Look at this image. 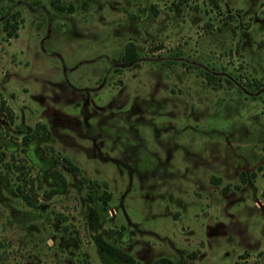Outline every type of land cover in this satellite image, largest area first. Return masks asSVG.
Returning <instances> with one entry per match:
<instances>
[{
	"label": "rangeland",
	"instance_id": "rangeland-1",
	"mask_svg": "<svg viewBox=\"0 0 264 264\" xmlns=\"http://www.w3.org/2000/svg\"><path fill=\"white\" fill-rule=\"evenodd\" d=\"M208 70L264 84V0L5 1L0 264H131L92 208L135 264H264V89Z\"/></svg>",
	"mask_w": 264,
	"mask_h": 264
},
{
	"label": "trees",
	"instance_id": "trees-1",
	"mask_svg": "<svg viewBox=\"0 0 264 264\" xmlns=\"http://www.w3.org/2000/svg\"><path fill=\"white\" fill-rule=\"evenodd\" d=\"M5 1H9V2H13V0H0V6L5 2ZM6 31H8V29L6 28ZM8 36L10 38L12 37H16V33L14 32H8ZM135 47L132 46L131 48L128 49L127 54L124 58V63L125 65H130L132 64L136 59H137V54L135 52ZM205 76L206 79L208 80V83L216 86V84L218 85H222L223 82L233 85L235 87H237L238 89L242 90V88L245 89H249L250 92L252 93H258L263 91L264 89V84L263 82H261L260 80H254L251 82H240V87L236 86V78L231 79V78H224L222 75L220 74H216L213 70H208L205 72ZM39 129L42 130H46L44 125H39L38 126ZM1 136V135H0ZM39 137V134L36 133L28 138H26L24 144L28 145L29 143L35 141L37 138ZM43 140L45 143H49L50 142V137L49 135H45L43 136ZM65 163L67 165V167L72 170L74 173H78L79 169L68 159L65 160ZM30 188L32 190H34V186L33 183L31 184ZM68 188V183L66 178L63 176V174H61L59 171H55L54 173V181H53V186L52 188L45 194V198L46 199H52L55 196L58 195H63L66 193ZM22 197L31 204L28 196H26L25 193L22 192ZM109 197L104 198V200L108 201ZM90 218L92 221V227L94 229V231L97 233L95 236V242L97 244V246L104 252H106L107 254H109L112 257H116V258H121V259H125L126 261L130 262L131 264H135L133 259L128 256L127 254H125L121 249H119L118 247H116L113 243L108 242L107 240H105L103 238V236L99 233V226H100V210L98 208H92L90 211ZM161 264H173L172 261L164 259L160 262Z\"/></svg>",
	"mask_w": 264,
	"mask_h": 264
}]
</instances>
